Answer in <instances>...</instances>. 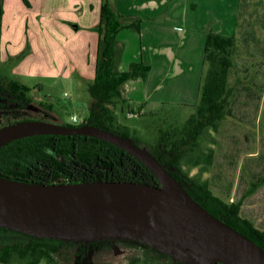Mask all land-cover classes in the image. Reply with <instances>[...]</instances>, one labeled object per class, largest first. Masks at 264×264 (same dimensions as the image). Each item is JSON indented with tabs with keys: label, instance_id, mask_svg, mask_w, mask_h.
<instances>
[{
	"label": "trees",
	"instance_id": "1",
	"mask_svg": "<svg viewBox=\"0 0 264 264\" xmlns=\"http://www.w3.org/2000/svg\"><path fill=\"white\" fill-rule=\"evenodd\" d=\"M261 2H253L255 7L249 12L252 3L239 0L238 19L241 16L244 21V15L255 12ZM2 15L0 2V31ZM140 25L141 19L120 14L112 7L110 0L101 1L99 21L93 26V30L98 33L94 74L87 84L93 102L87 116L78 125L91 124L130 139L129 127L117 121L110 104L127 102L128 99L122 95V84L137 77L145 80L150 68L143 62L133 61L127 70H117L115 40L121 28L132 27L140 31ZM252 35L253 32L246 30L243 41L249 42ZM235 46L234 33L221 34L208 27L203 47L205 71L198 88L197 102L193 105L194 111L182 123L178 132L160 128L158 139L149 152L181 182L195 201L264 249V231L255 228L248 219L239 215V203H228L223 197L214 194L209 180L200 181L188 176L182 164V160L191 154L189 151L197 145V139L203 131L216 126L219 120L231 112L229 103L233 101L235 89L229 86L228 73L234 64ZM31 91V86L8 77L0 69V125L17 119L23 109L32 106L34 98ZM45 106L47 109L52 108L51 103H45ZM66 125L75 126L71 123ZM263 158L264 154H259L255 164L258 166V159L261 161ZM259 173V169H252L257 182L262 179ZM0 175L41 183L99 179L158 183L144 164L122 148L94 136L79 134H38L1 145ZM112 242L138 244L158 255L171 258L168 254L134 240H98L85 244L36 237L0 227V263L39 264L45 260L49 264H56V254L72 247H75L77 256L87 260L89 246L109 245Z\"/></svg>",
	"mask_w": 264,
	"mask_h": 264
},
{
	"label": "rangeland",
	"instance_id": "2",
	"mask_svg": "<svg viewBox=\"0 0 264 264\" xmlns=\"http://www.w3.org/2000/svg\"><path fill=\"white\" fill-rule=\"evenodd\" d=\"M250 1L252 4L249 12L255 7V0ZM0 2L2 8L5 7L3 0ZM256 8L255 12L244 15V21L241 16L238 19L239 5L236 9L234 64L228 73L229 86L235 89L233 101L229 103L231 112L219 120L216 126L203 131L197 139V145L189 151L191 154L182 160V164L188 176L200 181L209 180L214 194L223 197L228 203H239V215L248 219L255 228L264 231V158L261 161L258 159V166L255 164V158L261 153L264 154V0ZM59 21L66 25L72 23L66 19ZM208 27L212 29L211 22L205 29L206 33ZM246 30L253 32L247 43L242 38ZM65 32L62 36L43 32L38 39L30 33L24 39L21 34L10 41L0 39L2 47L9 46L10 53L18 51L12 59L1 61L2 73L31 86L35 99L44 103H34L29 115L36 118L47 111L49 116L45 119L59 124L72 122L73 114L81 121L87 116L93 102L87 90V84L92 79L90 75H78V53L71 56V35L68 31ZM9 43L12 48H15V44L16 51H10ZM72 52L76 51L72 49ZM94 55L95 48L90 47L92 58L88 73L94 72ZM17 60L26 73L17 70V65L14 66ZM39 62L41 75L36 72L30 74L28 71L31 66ZM203 68L202 59L200 71L197 73L196 97L205 71ZM81 70L87 72L86 67ZM37 83L41 86L38 91L33 87ZM165 96L167 99L163 100H160V96L159 100L157 97L150 98L152 103L148 102L146 106L140 105L134 99L110 104L117 121L129 127V138L148 151H151V146L158 139L159 129L178 132L182 123L194 111L193 105L197 102L196 97L191 102L179 100L182 93L176 91ZM45 101L51 103L50 110L46 109ZM253 168L260 170V182L252 175ZM75 250L72 247L57 253L56 264H175L171 258L158 255L138 244L126 242L91 245L87 260L77 256ZM39 264L49 263L42 260Z\"/></svg>",
	"mask_w": 264,
	"mask_h": 264
},
{
	"label": "water",
	"instance_id": "3",
	"mask_svg": "<svg viewBox=\"0 0 264 264\" xmlns=\"http://www.w3.org/2000/svg\"><path fill=\"white\" fill-rule=\"evenodd\" d=\"M38 134L94 136L144 164L157 184L131 180L30 182L0 175V227L83 242L134 240L184 264H264V249L195 201L148 150L91 124L23 119L0 126V146Z\"/></svg>",
	"mask_w": 264,
	"mask_h": 264
},
{
	"label": "crops",
	"instance_id": "4",
	"mask_svg": "<svg viewBox=\"0 0 264 264\" xmlns=\"http://www.w3.org/2000/svg\"><path fill=\"white\" fill-rule=\"evenodd\" d=\"M26 1L27 3L24 0H3L5 7H3L0 39L10 41L20 34L24 39L29 33L36 35L38 39L43 32L62 36L68 31L71 35L69 44L76 51L72 52L71 49V56L73 53H78L76 60L79 65L76 67L87 69V72L80 68L76 71L79 76L90 75L92 79L94 72L88 73L92 58L90 47L95 48L96 58L98 33L93 30V26L99 21L102 0ZM110 1L112 7L120 14L141 19L140 31L132 27H123L117 32L116 69L127 70L133 61L143 62L150 68L145 80L137 77L128 79L122 84L123 97L128 100L134 99L139 101L140 105L146 106L148 102L152 103L150 98L157 97L159 100L160 96V100L167 99L166 94L170 95L171 91H176L182 93L179 100L189 102L195 100L197 73L202 65L206 38L205 29L211 22L213 31L233 34L239 0ZM63 19L72 23L69 25L61 23L59 20ZM73 23L75 25H72ZM13 47L15 48L10 44V51L12 49L16 51L15 44ZM8 48L2 47L0 41V63L12 59L18 52L10 53ZM20 64L18 60L14 63L19 71L22 70ZM30 69L32 70L28 71L30 74L36 72L37 75H41V62L32 65ZM12 70L14 71V68ZM22 72L27 71L22 70ZM33 87L38 91L41 86L37 83Z\"/></svg>",
	"mask_w": 264,
	"mask_h": 264
},
{
	"label": "flooded vegetation",
	"instance_id": "5",
	"mask_svg": "<svg viewBox=\"0 0 264 264\" xmlns=\"http://www.w3.org/2000/svg\"><path fill=\"white\" fill-rule=\"evenodd\" d=\"M33 95V98H34V103H38V105L40 104H44V103H42L41 101H40V99L39 100H36L35 99V96H34V94H32ZM40 98V97H39ZM45 102H47V103H50V102H48V101H45ZM32 104V106L31 107H28V108H26V109H23L20 113H19V115H18V118L17 119H12V120H10L9 122H5V123H3V124H1L0 126H2V125H4V124H7V123H11V122H14V121H17V120H23V119H37V120H45V121H48V120H46L45 118L47 117V116H49V114L47 113V111L43 114L42 113V115H40L39 117H36V118H34L33 116H30L29 115V110H32V108L34 107V105L35 104ZM40 109V108H39ZM47 109V108H46ZM45 109V110H46ZM41 110V109H40ZM47 110H50V109H47ZM83 120H84V118L81 120V121H77V122H69V123H71V124H75V126H78V124H80L81 122H83ZM50 122V121H49ZM65 125H66V123H65ZM82 125V124H81Z\"/></svg>",
	"mask_w": 264,
	"mask_h": 264
},
{
	"label": "built area",
	"instance_id": "6",
	"mask_svg": "<svg viewBox=\"0 0 264 264\" xmlns=\"http://www.w3.org/2000/svg\"><path fill=\"white\" fill-rule=\"evenodd\" d=\"M71 120L73 122H77L78 121V118H77V116L75 114H73V115H71Z\"/></svg>",
	"mask_w": 264,
	"mask_h": 264
}]
</instances>
